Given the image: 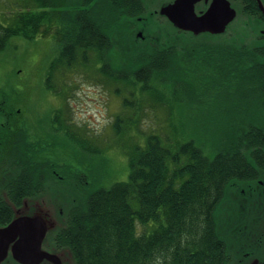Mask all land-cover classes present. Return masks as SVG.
<instances>
[{
    "label": "trees",
    "instance_id": "1",
    "mask_svg": "<svg viewBox=\"0 0 264 264\" xmlns=\"http://www.w3.org/2000/svg\"><path fill=\"white\" fill-rule=\"evenodd\" d=\"M30 1L33 9L16 13L7 26L0 24V52L13 36L33 38L54 30L61 45L50 63L46 81L57 73L64 77L67 70L77 66H92L93 58L102 55L104 73L120 79L131 76L134 79L126 81L129 89L143 83L142 92H130L133 102L123 99V105L134 108L135 114L145 102L142 97L152 99L156 95L152 82L168 74L175 83L197 90L208 99L228 92L230 100L221 105L232 116L229 118L227 112L220 114L218 121L223 122L224 115L229 118L225 122L234 127L236 143L231 148L228 141L225 149L209 158L192 140L173 149L161 136L149 134L143 144L135 141L129 153L126 182L109 188L88 187L73 180L72 167H58L56 142L49 141V132L42 128L46 139L35 143L37 153L33 158L17 151L13 156L22 169L34 159L38 164L43 162L47 184L52 180L61 184L69 209L65 223L54 233V250L69 249L75 264H230L232 257L218 239L214 211L229 182L254 181L258 178L257 169L264 171V45L242 47L209 41L187 45L180 38L182 33L176 31H161L160 35L157 32L145 44H138L133 30L122 26L130 19L133 22L137 14H77L71 0ZM44 7L56 10H41ZM147 17L144 15L143 19ZM54 20L59 27L52 26ZM136 65H142V69L131 71ZM123 67L130 70L124 71ZM151 75L156 77L151 80ZM184 78L197 80L198 85ZM177 88L180 86L175 91ZM157 89L160 96L165 94ZM231 100L233 104H228ZM116 120L112 128L119 134L124 130ZM133 127L138 131L136 123ZM11 129L3 131L10 133ZM55 130L58 131L51 128L54 133ZM6 132L0 133L1 143L7 141ZM4 150L12 151V143ZM38 169L41 170L37 166L35 172ZM46 189L44 186L36 192L31 188L22 201L45 193ZM5 218L0 212V220ZM138 225L144 228L141 234L137 233Z\"/></svg>",
    "mask_w": 264,
    "mask_h": 264
},
{
    "label": "rangeland",
    "instance_id": "2",
    "mask_svg": "<svg viewBox=\"0 0 264 264\" xmlns=\"http://www.w3.org/2000/svg\"><path fill=\"white\" fill-rule=\"evenodd\" d=\"M29 7H34L30 0H0V24L9 25L16 13ZM41 10L52 12L56 9L44 7ZM54 21L52 26L59 27L57 20ZM46 24H49L48 21ZM159 24L162 26L160 30L173 32V28L164 20L158 23L154 18L144 22L141 27H147V34L152 36ZM203 36L193 38L189 33H182L180 38L184 44L195 45L205 41ZM135 42L139 40L135 39ZM60 45L54 30L33 38L11 37L0 52V100L6 101L10 117L24 119V123L33 126L32 131L39 127L49 132V141L56 142L54 153L59 160L58 167H72L73 180L76 179L83 186L109 188L114 183L126 182L129 153L134 149L135 141L143 144L149 134L161 136L164 143L173 149L192 140L209 158L225 149L228 141L231 148L236 144L232 135L234 127L225 122L232 113L221 105L230 100L228 92L222 91L214 99H208L197 90H188L186 85L175 83L168 74L152 82L156 95L152 99L142 97L145 102L135 114L134 108L130 110V107L123 105V99L127 97L129 102H133L134 97L130 92H142L143 83H136L135 87L129 89L126 81L134 79L131 76L120 79L104 73L105 70L101 69L105 65L102 55L93 58L92 66H77L67 70L64 77H59L57 73L46 81L50 63L57 57ZM98 53L101 54V51ZM141 69L142 65H136L131 71ZM122 70L128 71L130 67H123ZM151 76V80L156 77ZM149 80L150 77L145 81ZM184 80L198 85L197 80ZM111 81L119 83L112 84ZM176 86L180 88L175 91ZM157 87L165 94L160 96ZM233 102L231 100L228 104ZM226 112L228 117L224 115L220 123L218 115ZM116 119L121 130H124L119 134H115L112 128ZM135 123L138 131L133 127ZM127 126H130L129 130H126ZM51 128L58 131L54 133ZM46 188L48 198L64 203L61 184L52 180L51 184H46ZM230 205L227 195L223 196L214 211L215 217L228 214ZM142 232L144 228L138 225L137 233Z\"/></svg>",
    "mask_w": 264,
    "mask_h": 264
},
{
    "label": "water",
    "instance_id": "3",
    "mask_svg": "<svg viewBox=\"0 0 264 264\" xmlns=\"http://www.w3.org/2000/svg\"><path fill=\"white\" fill-rule=\"evenodd\" d=\"M220 4L215 0L205 14L197 16L187 0H178L163 6L160 15L175 29L195 37L204 33L217 35L233 19L232 12L228 14ZM136 32L133 38L143 37L138 44H145L151 37L147 30ZM257 171L254 181L238 184L232 180L227 184L224 196L227 195L228 203L231 201L229 213L219 218L214 215L218 239L232 257L230 264L264 261V171ZM47 198L46 193L25 198L19 208L13 209L12 220L0 227V264H7V259L15 264H75L69 249L55 251L52 244L55 231L66 221L69 206L65 201ZM48 241L50 249L45 247Z\"/></svg>",
    "mask_w": 264,
    "mask_h": 264
},
{
    "label": "flooded vegetation",
    "instance_id": "4",
    "mask_svg": "<svg viewBox=\"0 0 264 264\" xmlns=\"http://www.w3.org/2000/svg\"><path fill=\"white\" fill-rule=\"evenodd\" d=\"M175 1L178 0H71L72 9L77 14L81 11L88 12L91 15H94V13H104L106 15L112 12L137 14L135 19L138 23H133L130 19L122 25L123 28L128 30L134 28L137 31L136 33L140 32L138 29L141 28V15H151L158 23L159 20H164L170 25L168 19L160 15V9L163 6L175 3ZM187 1L191 4L195 15L201 16L207 12L215 0ZM219 2L228 14L230 11L232 12L233 19L221 34H202L205 35L203 37H208L205 38V41H210L213 44H236L242 45V47H253L257 44L264 45V0H219ZM232 25L234 27L228 30ZM230 31H233V33L229 34ZM10 115V110L6 107V101L4 99L0 100V133L6 132L3 130L12 127L10 133L6 132L8 134L7 141L0 142V193L2 192V196L0 195V212H3L7 217L2 221L0 220V227L6 226L12 220L14 216L13 209L20 205L25 196H28L26 195L29 193L27 190L33 188L36 192L42 191L48 178L47 173L43 171L45 170L43 166L46 167L43 162L38 164V160L34 159L35 161L32 160V164L27 165V169H22L19 167L18 160L16 161L13 156L17 151L19 154L33 158V155L37 153L35 143L46 139L44 131L39 127L32 131L31 127L33 126L31 124L24 123L22 118L10 117ZM10 143H12L13 150L5 151L4 146ZM38 158L43 160L42 157ZM26 163L25 161L24 164ZM37 166L41 169L37 171L39 172L38 176L35 172ZM2 186H4L3 189ZM45 247L50 249L49 241L46 242ZM6 262L7 264H15L11 259H7ZM260 264H264V261Z\"/></svg>",
    "mask_w": 264,
    "mask_h": 264
}]
</instances>
